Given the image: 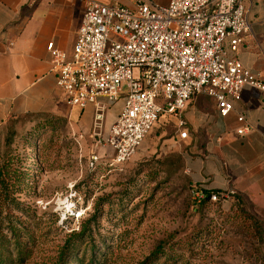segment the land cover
Returning <instances> with one entry per match:
<instances>
[{
	"label": "rangeland",
	"instance_id": "1",
	"mask_svg": "<svg viewBox=\"0 0 264 264\" xmlns=\"http://www.w3.org/2000/svg\"><path fill=\"white\" fill-rule=\"evenodd\" d=\"M79 116L75 111L73 121ZM12 120L0 128V188L10 164L15 202L0 222L20 229L29 251L23 264H57L84 226L78 255L86 246L87 260L95 246L109 254L106 264H144L160 249L150 264H264V216L234 199L195 200L183 157L172 148L173 122L162 119L143 147L116 166L105 147L113 125L105 130L107 116L101 137L84 135L65 118ZM4 233L13 248L11 233Z\"/></svg>",
	"mask_w": 264,
	"mask_h": 264
},
{
	"label": "built area",
	"instance_id": "2",
	"mask_svg": "<svg viewBox=\"0 0 264 264\" xmlns=\"http://www.w3.org/2000/svg\"><path fill=\"white\" fill-rule=\"evenodd\" d=\"M126 1H88L71 55L48 45L67 106L95 108V137H101L107 112L123 102L105 140L116 166L143 147L162 119L186 140L184 112L198 96L213 99L219 115L227 117L244 90L264 93V75L232 55L252 37L245 0ZM192 193L198 203L207 200L198 188ZM235 195L211 194L209 202L226 203Z\"/></svg>",
	"mask_w": 264,
	"mask_h": 264
},
{
	"label": "crops",
	"instance_id": "3",
	"mask_svg": "<svg viewBox=\"0 0 264 264\" xmlns=\"http://www.w3.org/2000/svg\"><path fill=\"white\" fill-rule=\"evenodd\" d=\"M88 1L128 5L126 0H0V128L12 118L43 114L68 119L91 135L95 108L67 106L48 51L53 43L71 55ZM245 4L252 37L232 55L251 72L264 75V0ZM122 106L120 101L108 111L105 130L114 122L111 112L118 117ZM233 107L221 117L213 99L194 98L184 112L188 138L181 140L177 131L172 148L182 155L194 189L235 192L264 216V93L246 89ZM75 111L77 121L72 119Z\"/></svg>",
	"mask_w": 264,
	"mask_h": 264
},
{
	"label": "trees",
	"instance_id": "4",
	"mask_svg": "<svg viewBox=\"0 0 264 264\" xmlns=\"http://www.w3.org/2000/svg\"><path fill=\"white\" fill-rule=\"evenodd\" d=\"M43 115V114H40ZM35 115V116H40ZM47 116V120L51 119L54 122H60L62 118H57L50 115H44ZM25 117H32V116H25ZM25 117H18V118H12V119H19V118H25ZM10 119L8 122L11 124L13 123V120ZM7 122V123H8ZM52 121H49V127H52L54 129V126L51 124ZM39 139V138H38ZM37 149H40V144H36ZM12 171V167L10 164L4 167V173L5 177L2 179V184L0 188V214L3 213V211H8V207L10 203H14L15 200L13 198L14 191V184L11 180L8 179L10 172ZM192 185V184H191ZM193 187V186H192ZM211 194H217L221 195L222 193L219 192H207V200L204 202H209V198ZM234 200H236L239 204L245 205L246 201L241 197H234ZM8 217V216H7ZM18 220V219H16ZM3 223L0 222V264H23L24 261H26V258L28 256L29 251L27 250V247L22 243L21 241V231L20 229L14 225L11 221L8 222L7 227L8 228H2ZM7 229L11 233V237L14 239L13 248H10L8 239L4 233V230ZM88 231L87 226H84L83 229L79 234H73L74 241L68 243L65 247V249L62 251L59 261L57 264H106L108 260V253L103 254L102 251H99L96 249L95 246H91V256L89 257V260H87V247L85 246L82 249V254L79 256L78 252L80 250V247L84 241H80L85 236L86 232ZM79 240V241H77ZM88 245V244H87ZM161 250V249H160ZM160 250H157L159 252ZM157 252L150 257L144 264H150L149 262H154L157 257Z\"/></svg>",
	"mask_w": 264,
	"mask_h": 264
}]
</instances>
